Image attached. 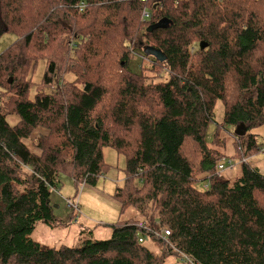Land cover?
<instances>
[{
	"label": "trees",
	"instance_id": "obj_1",
	"mask_svg": "<svg viewBox=\"0 0 264 264\" xmlns=\"http://www.w3.org/2000/svg\"><path fill=\"white\" fill-rule=\"evenodd\" d=\"M6 34L15 41L0 55V264H264V176L247 166L262 148L252 130L264 126V0H0ZM105 149L126 161L119 217L134 214L109 225L108 240L33 241L38 224L62 225L52 199L61 178L77 194L96 187ZM224 158L246 160L240 177L223 178Z\"/></svg>",
	"mask_w": 264,
	"mask_h": 264
},
{
	"label": "rangeland",
	"instance_id": "obj_2",
	"mask_svg": "<svg viewBox=\"0 0 264 264\" xmlns=\"http://www.w3.org/2000/svg\"><path fill=\"white\" fill-rule=\"evenodd\" d=\"M15 41V37L10 34L3 35L0 38V55ZM140 60L136 55L131 56L130 69L138 72ZM144 65V62L143 64ZM43 71V64H40L37 71V78L41 77ZM214 119L217 124H220L223 119V108L220 103L215 107ZM6 121L8 125L13 128L19 122V117L16 115L7 116ZM215 125L212 124L209 129L210 136L215 132ZM229 131V132H228ZM227 133L220 134L226 142L224 153L231 157L233 155L232 136L233 128H228ZM252 134L258 135V142L261 144V150L252 155L247 162L250 168H256L261 175L264 176V126L252 130ZM36 133L32 135L31 142L36 138ZM227 136V138L225 137ZM26 144L32 150L38 153L33 143L26 140ZM224 148V149H225ZM104 160L107 167L104 175L97 182L96 187L81 186L78 187V194L67 178H61V186L59 192L52 195L55 216L61 221L60 227H50L46 224H38L30 238L38 242L40 245L56 248L61 246L74 248L81 246L87 240H108L111 237V230L109 225H113L118 220H126L130 218L134 212L132 210L126 211L124 215L119 217L120 211L118 204L114 201V192L118 187L124 185L126 167L125 158L117 154L112 149H105L103 152ZM237 161V159H235ZM242 174V166L236 165L232 170L226 171L223 178L233 180L240 177ZM76 193V194H75ZM76 195V196H75ZM75 196V197H74ZM74 199L78 202L80 214L73 219L71 214V207L66 201L67 198ZM176 259L171 258L167 260L166 264H175ZM176 264H181L176 261Z\"/></svg>",
	"mask_w": 264,
	"mask_h": 264
},
{
	"label": "built area",
	"instance_id": "obj_3",
	"mask_svg": "<svg viewBox=\"0 0 264 264\" xmlns=\"http://www.w3.org/2000/svg\"><path fill=\"white\" fill-rule=\"evenodd\" d=\"M142 1H145V0H142ZM143 16L147 17V14L144 13ZM238 163L239 164L246 163V160L245 159H241L240 161L236 162L235 160H228V159L224 158V159H221L217 163V168H218L219 172H224V171L233 169L236 166V164H238ZM68 205L70 207H72L74 210L79 211V205H78L77 201H75L74 204H71L70 202H68ZM169 236H170V231L169 230H167V229H162L161 230V235H160L161 238L166 240V239H168Z\"/></svg>",
	"mask_w": 264,
	"mask_h": 264
},
{
	"label": "water",
	"instance_id": "obj_4",
	"mask_svg": "<svg viewBox=\"0 0 264 264\" xmlns=\"http://www.w3.org/2000/svg\"><path fill=\"white\" fill-rule=\"evenodd\" d=\"M207 46L208 45L205 42H200L199 43V49L201 51H203L205 48H207ZM145 51H146V53L148 55L152 56L153 58H155L159 62H164L165 61V56L161 52H159V51H157L155 49H152V48H147V49H145ZM11 82H12V80L8 81L9 84H11ZM234 133L238 137H242L244 135V133H245L244 132V127L241 126V127L237 128V130Z\"/></svg>",
	"mask_w": 264,
	"mask_h": 264
},
{
	"label": "crops",
	"instance_id": "obj_5",
	"mask_svg": "<svg viewBox=\"0 0 264 264\" xmlns=\"http://www.w3.org/2000/svg\"><path fill=\"white\" fill-rule=\"evenodd\" d=\"M95 188V187H94ZM80 207V206H79Z\"/></svg>",
	"mask_w": 264,
	"mask_h": 264
},
{
	"label": "bare ground",
	"instance_id": "obj_6",
	"mask_svg": "<svg viewBox=\"0 0 264 264\" xmlns=\"http://www.w3.org/2000/svg\"><path fill=\"white\" fill-rule=\"evenodd\" d=\"M229 127V126H228Z\"/></svg>",
	"mask_w": 264,
	"mask_h": 264
}]
</instances>
